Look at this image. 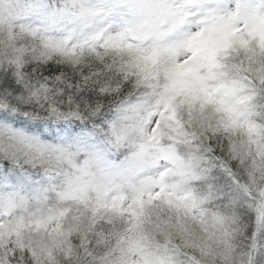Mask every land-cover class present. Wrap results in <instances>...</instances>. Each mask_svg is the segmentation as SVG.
<instances>
[{
	"label": "snow or ice",
	"instance_id": "obj_1",
	"mask_svg": "<svg viewBox=\"0 0 264 264\" xmlns=\"http://www.w3.org/2000/svg\"><path fill=\"white\" fill-rule=\"evenodd\" d=\"M0 264H264V0H0Z\"/></svg>",
	"mask_w": 264,
	"mask_h": 264
}]
</instances>
